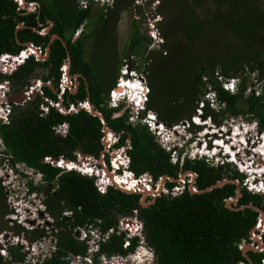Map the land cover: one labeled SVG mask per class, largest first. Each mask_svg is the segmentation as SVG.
I'll list each match as a JSON object with an SVG mask.
<instances>
[{
  "label": "trees",
  "instance_id": "trees-1",
  "mask_svg": "<svg viewBox=\"0 0 264 264\" xmlns=\"http://www.w3.org/2000/svg\"><path fill=\"white\" fill-rule=\"evenodd\" d=\"M26 1L39 2L40 7L26 13V10L18 9L16 1L0 0V54H16L24 48L22 43L26 42L44 47L52 33L62 37L67 49L61 40L55 39L50 44L45 62L35 61L30 56L10 75L0 74V81L9 78L20 89L28 85L27 79L35 65L49 68L50 73L45 79L57 80L61 73L59 67L69 53L72 72H81L87 77L91 103L103 112L114 131L126 130L130 134V168L136 174L148 170L154 177L174 175L178 166L170 163L169 153L160 147L147 127L140 124L133 127L125 123L127 112L124 116L110 118L121 106H107L105 95L114 86L121 59L115 49L116 23L121 11L130 7L135 8V14H141L142 8L135 5L136 0H114L112 7L99 8L95 14L96 25L86 29V33L74 41H71L72 34L91 16L93 8L90 4L82 8L81 0ZM149 1L158 6L159 20L164 15L163 19L170 18L172 23L181 17L187 23L174 30L172 26L166 27L160 22L158 29L163 39L159 49L151 50L148 49L151 39L141 34L136 20H132L126 53L144 58L141 62L145 66L150 86L146 110L154 111L157 120L170 128L190 121L198 99L204 91L211 89L231 114L255 117L260 130H264V0ZM47 20L54 23L47 35L32 30V27L41 30ZM19 23L29 27L16 31ZM108 23L111 24L110 31L105 28ZM86 46L92 50L89 60L86 58ZM165 70H170L169 74L176 76V79L162 78L160 75ZM246 72L255 77L247 81ZM218 77L239 78L236 92L230 93L224 89ZM134 85L136 93L138 87L136 83ZM255 85L260 86L257 94ZM246 89L249 94L245 96ZM44 90L46 95L55 99L48 87H44ZM86 95V91L80 89L77 95H69V98L82 100ZM40 100V96H37L20 108L8 124H0V138L4 145L2 153L11 155L12 165L21 163L42 174L44 184L38 186L28 183V188L30 192L42 190L46 195V211L58 229L55 232V229H51L56 239V250L43 261L26 263L21 247L11 246L8 247L10 259L3 260L0 256V264H13L12 261L20 264H70V254L71 257L87 255L85 243L73 237V228L92 223L103 232L116 229V215L130 213L132 209L138 210L143 222L144 240L154 249L158 264H236L242 260L234 244L239 230L234 220L240 219V213L225 209L221 200L231 195L232 189L215 188L209 192L194 195L185 193L175 197L161 195L146 208L138 204L137 194L114 188L100 194L94 177L82 176L74 171L61 172L59 167L42 161L48 156L56 160L70 159L74 148L96 155L102 148L99 119L84 110L63 115L53 108L46 116H39L37 107ZM212 112L208 105L204 108V116ZM222 114L224 117V112ZM63 121L69 124L66 137L52 129V125ZM191 125L193 130L195 126ZM126 137L123 134L117 146ZM184 169L199 173L200 188L221 178L220 173L213 172L212 166L203 160H185ZM234 175H239L236 170ZM254 199L259 200L264 207V198L257 194L245 195L242 202ZM64 209L73 211L71 219L63 216ZM9 213L6 193L0 186V221H4ZM4 227L0 226V229ZM12 228L17 234L25 231L30 240L46 234L42 228L31 232L21 226ZM124 239V233L114 231L100 244L99 252L108 257L132 253L137 245V237L130 238L126 248L123 247ZM263 255L260 254V260ZM94 261L98 262L96 258ZM254 261L259 263V260Z\"/></svg>",
  "mask_w": 264,
  "mask_h": 264
},
{
  "label": "flooded vegetation",
  "instance_id": "flooded-vegetation-1",
  "mask_svg": "<svg viewBox=\"0 0 264 264\" xmlns=\"http://www.w3.org/2000/svg\"><path fill=\"white\" fill-rule=\"evenodd\" d=\"M37 3L39 4V2H37ZM39 7H40V4L37 6V9ZM36 10H34V11H36ZM26 13H30V12H26ZM48 21H51V20H47L46 23ZM87 21L88 20H85L83 22V24H86ZM47 26H49L48 23L43 28H46ZM53 26H54V23L50 26L49 30L46 33L40 34V35H47L51 31ZM81 26H83V25H80L79 28H77V30L72 34L71 41L76 40L78 37H80L86 33V29H83L82 31H78ZM52 34H54V33H52ZM52 34H50V36ZM58 36L60 37L59 40H61L62 44H63V42L65 43V41L62 39V37L60 35H58ZM56 39H58V38H56ZM49 40H50V37H49ZM46 46H44V47L37 46V47H40L41 53L45 54L44 49ZM24 48H25V46H24ZM5 53L6 54H14V53H8V52H4L2 54H5ZM29 58L30 57H28L27 59H29ZM47 58H48V56L44 59H41V60H38L35 58L34 59H35V61H38V62H45L47 60ZM24 62L22 64H24ZM63 63L59 67L61 73H60V76L57 80H54L52 78H48V79L46 78L45 79V77H47L49 75L50 70L48 67H42L40 65H35L33 73L27 79L28 85L23 86L20 89L17 88L15 85H13L9 78H4L2 81L6 80L9 82V90L10 91H9L8 95L10 93H11V95L19 94L20 91L24 87H30L31 86V80L37 79L38 82L41 83L40 89H41L42 93L45 92L44 87H48L49 90L52 92V94L55 95V99L51 98L49 95H46L45 93H44V95H45V98H44V97H42V95H40L38 92H36L34 94L33 98H30L29 100H27L23 105H21L20 103H14V101L10 100L9 103H10L11 108H10V111L7 115V120H4L0 116V124H8L10 122V120L12 119V116L14 114H17L18 110L20 108H22L26 103L34 100L37 96H40V98H41V100L39 101L38 107H37L39 110V113H38L39 116H46L49 113L51 108L57 110L59 113H61L63 115L77 113L80 110H84L88 114H90L86 110L85 107H81V109H77L73 112H71V111L68 112V110L70 109L71 106L76 108V107H78V105L80 103L83 104L88 100H89L90 104H92V103L90 100V95L88 93L87 77L81 72H72V67L70 65L68 76L66 79L64 74H63V71H62ZM22 64L17 65L15 67L6 68L4 71H0V74H2V75L3 74H9L10 75L12 73V71L18 69ZM127 64H129L127 69L133 68V66L131 65V61H130V63H127ZM122 77H124V75H120V78H122ZM143 80L145 81L144 78H143ZM115 81H116V77H115ZM46 82H50L51 86H48L46 84ZM134 86L135 85L133 84V87ZM115 87L116 86H113L109 91H111ZM80 89H84L86 91V94H87L82 100L75 98V97L72 99L69 98V95H74V96L77 95L80 92ZM12 93H16V94H12ZM133 94H135V91L133 92ZM5 105L6 104L4 103L3 106H5ZM93 107H94V109H97L94 105H93ZM217 107H218L217 109H219V110H216V108H215L217 114L215 112H212L211 115L204 116V109H202V108H201L200 112H197V114L199 115V118L202 121L206 120L207 117L209 118L210 122H211V119L213 120V122L211 123L212 125H210V128L213 131L209 135V139H210L209 149H213V152L216 155L213 157V159L210 162H207L204 160L203 161L206 164H208L209 166H212L213 172H219L220 173L221 178L216 180L214 183H216L219 180H223V179L226 180V182L222 186H218L215 188L230 189L227 191H231V189H232L233 193L231 195L226 196V197L225 196L222 197L221 200L223 203V207L230 212L240 213V216H239L240 219L234 220L237 224V228H239V230H237V232H236L237 239L234 242V244L237 246V248L240 252V257L242 260L238 261L236 264H251V263L256 264L254 260H259L258 264H262L263 260H264V255L261 257V260H260V254H264V219L263 220L261 219V212L260 211H262L264 214V207L262 206L261 202L257 199L250 200L247 203H243L242 200H244L245 195L247 196L248 194H257V195H260L261 197L264 198V190H262V189H264V182L262 183V185H260V178L264 180V145H261L263 140L260 138V132L264 131V130H260L258 119L255 117L250 118L248 116V114H246V115H242V114L233 115L229 112V110H226V108H227L226 105H223L222 103H221V105H219ZM62 109L65 112H62L61 111ZM197 109H200V108H197ZM97 110L103 115L105 122H106V126L108 127V129H110V132H105L103 130V123L100 120V118L96 116L100 121V131L102 133L101 137H100V141L102 143V148H100L98 150L96 155H94V154H89V155L95 157L97 160L103 159L104 163L107 164L109 169H112L111 161H114V160L117 161L119 164V170H117L118 173H120V171L123 172L124 170L130 171V172L134 173V175L136 177L142 175L143 173H148L150 178L147 179L148 183H146V184H148V185L150 184L152 187L151 189L153 191L157 190L156 189L157 188V180L159 179L160 176L154 177V175L148 170H145L139 174H136L130 168L131 158H130V155L128 153V151L131 149V136H130V134H128V132L126 130L114 131L112 129V127L109 126V120L106 119L103 112L99 109H97ZM118 112L119 111L113 112L111 114L110 118L121 117V116H124V114H125V111L121 114H119ZM222 112H224V117H223ZM193 115H194V113H193ZM225 115H227L231 118L234 116H236V117L245 116L246 119L242 120L240 123L232 124L235 121V119L233 118L229 122L228 119L225 117ZM125 123L130 124L133 127L138 125V124L132 125V123L130 121H128V116H127V119L125 120ZM64 124H67L66 132L64 134L57 132V126L63 127ZM225 124H228V128H229L227 130V132H225L224 129L221 128ZM140 125H142V124H140ZM230 128L235 129V132H232V130ZM52 129L55 133L59 134L60 136L66 137L68 135V132H69V124L67 121H63L61 123H56V124L52 125ZM241 132L243 135L238 136ZM253 133H255V135ZM109 134L112 135L111 139L108 138ZM123 134H126L127 137L119 146H117V144L120 141ZM105 137L107 138V141H106L107 144L106 145H105L104 140H103ZM200 143H202V142H200ZM256 143L258 144V148L256 149L257 151L256 152L251 151V145L256 144ZM0 144L3 145L1 138H0ZM263 144H264V142H263ZM3 147H4V145H3ZM199 147H201V145ZM231 151H235V153L232 154L233 152H231ZM78 152H80L82 154H88V153L83 152L80 148H74L72 150L73 157L70 159H63V160H70V161L76 163L77 165H80ZM121 152H124V154H122ZM260 154H262V156H260ZM233 155L239 161L242 160L243 162H247V165L257 167L258 169H261V168L263 169V171L261 173L259 172V174H256V175L254 174V176H252V178H251L253 182L257 183L256 188L258 189V192L248 191V189L246 188V182H247V176L248 175H246L245 173H242L239 169L236 168V164L234 162H232L231 160H228V159H231L233 157ZM241 157H242V159H241ZM122 160H125V162H122ZM188 160L190 162L194 161L191 159H188ZM196 160H201V159H196ZM248 162H249V164H248ZM230 163L235 164L234 170H236L239 175H234V170L230 169L228 167V165H230ZM95 165L98 168L102 169V166L99 162L95 163ZM176 165L178 166V170L176 171V173L174 175H171V176L168 175L171 179L169 177L165 179L164 184H163L164 189L160 190L158 195L155 198L151 194H148L145 197L144 202L148 203L147 206H142V204L140 202V200L143 196L141 193H133V194L139 195L138 204L140 205V207H145V208L150 207L151 205H153L155 203V200L161 195H165L168 197H175V196H181L185 193H188L189 195L204 193V192L199 193L200 190L206 188V187L200 188V186L198 185V182L200 180L199 173L194 171L193 169H184L185 159L183 161L181 160ZM80 166H82V165H80ZM220 166H222V167H220ZM254 167H252V168H254ZM26 168L28 169L29 172H31L37 178V181H36V179H33L34 182H29V183H32L33 185H38V186L41 184L42 185L44 184L43 176L39 171H37L36 169H33V168H29V167H26ZM60 169H61V172L69 171L66 168H60ZM189 170H191L193 173H195L194 177H192L191 175H189V176L186 175V177L184 176V174L187 173V171H189ZM73 171L82 175V176L89 177L88 175L84 174L83 172H81L78 169L73 170ZM189 179H193L192 185H191V181ZM110 188H112V187L107 188L106 192ZM215 188H213V189H215ZM260 189H261V191H260ZM52 190H55V189H52ZM147 190H149V189H147ZM237 191L239 192L238 195H237ZM30 193L41 196L40 201L44 206L43 210L45 211V214L47 217V219H45V218L42 219L44 221V225L49 224L51 226V229H55L57 231L58 229H57V226H55V224H54V219L46 211V206L44 204L46 195L43 193L42 190H38V189L33 191V192H30ZM99 193L105 194V193H102L100 191H99ZM228 199L230 200L229 205H227V202H226ZM66 211H69V214H63V216H65L67 219H71V217L73 216V211L70 209H64L62 211V213L66 212ZM135 212H137V219L139 221H142L138 216V210L137 209H132L130 213H124V214L118 213L116 215V218H117L116 229L113 228V232L116 231L117 233H120V234L124 233L125 239L133 238V237L127 236V234L130 232L129 230L120 231L119 224L123 218H125L127 216H133ZM39 215L42 216L43 213L40 211ZM26 220L28 221V219H26ZM98 220H99V222L101 221L100 219H98ZM4 221L7 222V219H5ZM4 221H3V223H4ZM30 223L33 224V222H31V221H30ZM86 224H92V223H86ZM86 224H84V225H86ZM231 224H233V222H231ZM15 225L21 226V227L24 226L20 222H18ZM4 226L5 225H3V227ZM9 227L10 228H8V229L11 230L12 226H9ZM23 228L25 229L27 227H23ZM37 228H39V227H37ZM142 234L144 235V229L143 228H142ZM72 235L76 239V236H77L76 233L75 234L72 233ZM134 237H137L138 241H137L136 247L134 248L133 253H136V250L140 246L144 247L148 250V252H150L152 254L153 257H155V258L157 257V261L155 264H158V256L155 254L154 249L152 247L148 246L146 241L142 242L139 236H134ZM80 242H82V241H80ZM245 245H247L249 248L243 252L241 249V246H245ZM103 255H105V254L98 251L95 254V256L92 257L91 259L94 260L96 258L97 260H99V258L102 257ZM68 258H69L70 264H77V262L74 261V256L71 257V254H70V256ZM80 264H86V263L81 262Z\"/></svg>",
  "mask_w": 264,
  "mask_h": 264
},
{
  "label": "rangeland",
  "instance_id": "rangeland-1",
  "mask_svg": "<svg viewBox=\"0 0 264 264\" xmlns=\"http://www.w3.org/2000/svg\"><path fill=\"white\" fill-rule=\"evenodd\" d=\"M146 3H147V5H151L152 4L149 0H146ZM113 4H114V0L112 1L111 4H109V3H101V4H99V3H97V2L92 0V2H90V5L93 8L91 17L88 19L86 24H82L83 26H81L78 31H82L83 29H88V28H91L93 25H96L97 17H96L95 14H96L97 10L99 8H102V7H112ZM141 5H145V3H143V4H140V2L137 3V6H139L140 8L143 9V6H141ZM157 9H158L157 5L152 6L150 8V10H149L150 11V16L147 18V19L151 20V23L153 25L152 32L155 31L154 33L156 34V38H158V40L160 39L157 44L155 43L156 40L152 41V39H151V42H153V43L150 44L149 47H148V49H151V50L159 49L160 48V43L162 42V39H163V37L160 34V30L158 29V26L160 25V22L161 23L163 22L162 24H165L166 27L167 26H172V29H174V30L180 29L181 26H184L187 23V21L185 19H183L182 17L179 18L178 20L176 19V21L173 20V23H172V21H170L171 20L170 18H169V20L167 19V17H165L163 19L164 15H161L160 18L162 20L161 19L159 20L158 17H157ZM135 13L136 12H135V9L133 7H130L129 9H126V10H122L121 13L119 14L120 18H119V20L116 23V40H117V44L115 45V49L118 50V55L121 57V59L118 62L120 67L116 70L117 74L115 75L116 81L114 83V86L116 85V82L118 81V79H121V78H119L120 75H124V74L120 73V70L124 69L126 66L128 67L129 64H127V63H130V61H131V65L134 68V70H133L134 73H132V74H135L134 79L132 78L131 80L133 81V80L139 79V77L141 78V80L144 78L146 82L144 80H142V81H144L146 83V85L148 86L149 94H150V86L148 85L147 72L145 71V66H142L143 63L141 62L144 58L138 57L137 55H134V54H131V53H128V52L126 53V48L128 46V42H129V33H130V30H131V23H132L133 18L136 20V23H137L138 28H139V32L141 34H144L146 37L149 38L148 29H147L148 28L147 27V19H145L146 17H145V15L143 13V10H142L141 14H135ZM176 14L179 15V12H176ZM46 25H47V23H46ZM105 28L108 31H110L111 24L108 23V25ZM210 43H213V42H210ZM86 49H87L86 58L89 60V56H90V54H92L91 53L92 50L90 49V46H86ZM112 50H113V47H112ZM125 54H127V55H125ZM169 71L170 70H165L164 72L161 73L160 76L162 78H164V79H169V80L176 79V76H171V74H169L170 73ZM246 74H247L246 75L247 76V81H249L250 79H253L255 77L254 74H250L248 72H246ZM215 75H216V73H215ZM169 76H171V77H169ZM123 78L124 77H122V79ZM234 78H236V77H234ZM217 79L219 80V78H217ZM224 79H227V78H224ZM229 79H231V78H229ZM254 88L257 90L256 91L257 93L260 92V86L255 85ZM248 89H246V91H245V96L249 94ZM124 91L129 93L130 95H133L135 97V94H133V92H134V87L133 86L131 88H129L128 90L125 89V88H120V86L118 88H116V94L118 96L120 94H122ZM256 92H255V94H256ZM204 93H205V91H204ZM12 94H16V93H12ZM149 94L147 95L148 99H149ZM105 96H106V99H107V106L108 107H112L111 105H112L113 102H112V100L110 98V96H111L110 91ZM205 97H206V95L202 94L201 98L198 99L197 107L194 110V115L191 116V118L194 117V116H198L197 108L204 109L207 106L206 103H203V106H201V104H202L201 102H203L205 100ZM116 98H119V97H116ZM114 102L119 103L118 101H114ZM147 102L145 103L146 105H147ZM20 104L23 105L24 103H20ZM127 105H128V103H125V104L121 105V107L118 108L119 109L118 113L119 114L123 113L125 111V109L127 108ZM129 107L131 108V106H129ZM208 107L210 109H212L213 112H215L217 114L216 110H219V109H217L218 107L216 105L211 106L210 104H208ZM215 108H216V110H215ZM149 112H153L154 113V111H151V110ZM146 114H148V112ZM225 117L228 119L229 122L231 121V119L234 118L235 121L232 124L240 123L242 120L246 119L245 116H241V117L234 116V117L231 118V117L225 115ZM191 118H190V121L188 123L189 124L188 126L191 125V123H190L191 122ZM196 120H198V119H196ZM206 121L210 122L208 117L206 118ZM212 122H213V120L211 119L210 123H212ZM163 125H165V124H163ZM177 125H179L178 128H177L178 131H183V130L185 131L186 130L185 132H188L187 130H191V128H192L191 126L189 128H187V129L183 128L184 125L181 124V123H179ZM221 128H223L225 132H227V130L229 129L228 128V124L223 125ZM209 129H210V127H209ZM192 131L195 133V135L199 134L198 135L199 137H203V132H205L206 130H205V127H203V129L201 127H197V128H194ZM167 132L170 133L169 130L163 129L161 133L157 134V132H155L154 134L158 138H162V136L164 134L167 135L166 134ZM196 132H197V134H196ZM253 134L255 135V133H253ZM260 138L264 142V131L260 132ZM206 140H208V138H206ZM192 148L195 149V146H192ZM257 148H258V144L257 143L251 145V151H255L256 152ZM0 149L2 151H4L2 144H0ZM177 152H178V155H181L183 153V152H179V151H177ZM3 155L4 156L0 158V186L4 190V192L6 193V203L8 204V206L10 208V212H12L11 211V207L15 211V215H13L11 218H14L15 221L20 222L22 225H24L23 227L31 226L30 221L33 222V224H37V223H39L42 220V218L47 219L45 211L43 210L44 206H43V204L40 201L41 196L40 195H35L33 193H30V191L25 192L24 190H22V188L23 189L27 188V184L29 182H34L33 179H36V181H37L36 176L33 175L31 172L27 171L28 169L26 168V166H24L21 163H16V164L12 165L9 162V159H11V155H6V154H3ZM182 155H183V157L186 158L189 155V151L188 150L184 151V154H182ZM260 156H262V154H260ZM241 159H242V157H241ZM238 161L239 160L237 159V161H236L237 164H239V163L241 164V162L240 161L238 162ZM244 163H245V166H247V162H244ZM228 167L230 169H233V170L235 169V165L234 164H230V165H228ZM251 169H254V168L251 167ZM24 171L27 172L26 173L27 177L22 179V175H23ZM243 171H245V174L248 175L247 176L246 185L247 184H251L252 183V179L251 178H252V176H254V174H251V172H249L247 168H244ZM186 175H188V176L190 175L188 173V171H187V173L184 174L185 177H186ZM22 180L26 181V184H23ZM189 180L191 181V185H192L193 179H189ZM246 188H247V186H246ZM8 189H11V190L14 189V191H10V192L8 191L7 192L6 190H8ZM262 190H264V189H262ZM260 191H261V189H260ZM250 192H255V190L254 191H250ZM40 211L43 213L42 216L39 215ZM26 219H28V221ZM11 221H12L11 219H7V222L4 221V223H3V221H0V226L5 225V227L2 228V231H6V232L9 233L6 236H3V241L7 240L9 242H14L16 240V242H18V244L21 247H23L25 249V251H27L28 248L32 249V247H33L36 251H38L37 255H40L41 253L49 251L50 243H48L46 237L41 236L43 238L39 237L41 239L37 240L36 242H34V241L31 242L24 236H21V235L17 236V235H15L13 233V232H15V230L13 228L11 229L13 232L10 229L6 228V226L9 227L10 225H12ZM41 225L44 226V224H41ZM13 227H17V226L14 224ZM4 229H6V230H4ZM27 231H29V230H27ZM0 240L2 241L1 237H0ZM0 245L2 247L1 250L5 254L6 253L5 250H4L5 249L4 248L5 243L2 242V244H0ZM13 247H19V246H13ZM93 248H94V246H93ZM141 248H142V250H141ZM143 249H144V247L140 246V248L138 250H136V253L132 252V253H129L128 255L132 256V255H136L137 254V256H139L141 258L144 254H146V252H144ZM24 255H25V253H24ZM147 256H145V257H147ZM26 257H27V255H26ZM44 258H46V257H41L39 259L43 261ZM88 258L91 259V257H88ZM4 259H10L9 254H8V257H3V260ZM12 262H13V264H20L19 262H16V261H12ZM128 263H129V261L126 262V264H128ZM77 264H80V263H77Z\"/></svg>",
  "mask_w": 264,
  "mask_h": 264
},
{
  "label": "built area",
  "instance_id": "built-area-1",
  "mask_svg": "<svg viewBox=\"0 0 264 264\" xmlns=\"http://www.w3.org/2000/svg\"><path fill=\"white\" fill-rule=\"evenodd\" d=\"M93 1H95V2H97V3H99V4H101V3H109V4H111L112 3V1L113 0H93ZM90 2H92V0H81L80 1V6L82 7V8H86L89 4H90ZM138 2H140V4H143V3H145V5H141V6H143V13H144V15H145V19H147L149 16H150V8L152 7V6H155L154 4H151V5H147V3H146V0H136L135 1V5H137V3ZM147 6V7H146ZM139 7V6H138ZM135 9V8H134ZM147 29H148V35H149V37L152 39V41H155L156 40V44L158 43V41L160 40H158V38H156V34L154 33V32H152V29H153V25H152V23H151V20L150 19H147ZM153 42H151V44H152ZM25 49V48H24ZM23 50V49H22ZM14 56L15 55V57H20L21 55H22V51L20 50L17 54H1L0 55V71H4L6 68H10V67H15V66H17V65H20V64H22V63H17L16 65L14 64V60H9L8 58H7V56ZM127 66L124 68V69H121L120 70V73H122V74H124L126 71H127ZM120 78V77H119ZM219 78V77H218ZM219 80L221 81V85H222V87L224 88V89H226V90H229V91H231V92H236V90H237V86H238V83H239V78H231V79H229V78H227V79H224V78H219ZM143 82V81H142ZM40 82H38V80H37V88L39 89V91L40 92H42L41 91V89H40V85H41V83L39 84ZM121 83H129V80L127 79V78H124V80H122V79H118V81H117V83H116V85L119 87L120 85H121ZM33 85L31 84V86L30 87H24L23 88V90L25 89L28 93L29 92H31L32 90H33ZM9 82L8 81H6V80H4V81H0V116L4 119V120H7V115H8V113H9V111H10V103H9V101H10V99H9V97L11 96V93L8 95V93H9ZM257 91V90H256ZM39 93V92H38ZM110 94H111V96H110V98H111V100H112V107H114V106H118L119 104L117 103V102H114V101H117V99L118 98H116V97H119V96H121V94L118 96L117 94H116V87L114 88V89H112L111 91H110ZM256 94H257V92H256ZM117 95V96H116ZM30 99V98H29ZM29 99H25V100H23L24 102H22V103H25L27 100H29ZM47 99V98H46ZM6 104L5 106H3V104ZM14 103H19V102H14ZM202 103V102H201ZM84 104L85 103H83V104H79L78 106H80V107H84ZM201 105H203V103L201 104ZM140 108H142V105H136L134 108H132L131 109V112L129 113V115H128V121H130L131 123H132V125H136V124H146V126L148 127V129H150L153 133H155V132H157V134L159 133L158 132V130L156 129V122H155V119H157L156 118V115L154 114V113H151V112H149V111H147L148 112V114H147V116L149 117V118H146V117H143L142 119L139 117V112H140ZM74 110H77V107L75 108V107H73V106H71L70 107V109L68 110V112H73ZM62 112H65L63 109L61 110ZM199 111H201V108L199 109ZM198 117V116H197ZM150 118H153L154 120H152V119H150ZM8 123V122H7ZM157 124H158V122H157ZM184 126L185 125H187L188 124V121H184L183 123H182ZM66 126H67V124H64V126L62 127V126H57V132H60V133H62V134H64L65 132H66ZM178 126L179 125H173L172 127H170V128H168V130L170 131V134H175V132H176V130H177V128H178ZM183 126V127H184ZM160 127H164V125L161 123L160 124ZM108 138L109 139H111L112 138V135L111 134H109V136H108ZM155 139H156V142L166 151V152H169V161H170V163H172L173 165H176L177 163H179L181 160L183 161L184 159H185V157H183V155L182 154H184V153H182L181 155H178V152L175 150V149H173L172 148V146L171 145H169L167 142H166V140H164V138H158V137H155ZM122 154H124V152H121ZM195 154L194 153H192V156H194ZM4 155H3V153H2V150L0 149V158L1 157H3ZM50 158L51 157H44V159H46V160H50ZM59 160H63V159H59ZM63 161H68V162H65V168L67 169V170H72L74 167H76V170L78 169V170H80L81 172H83L84 174H90V173H92L93 172V174L94 173H96V174H100V172H102V169H100V168H98L96 165H95V163H91L90 165H88V164H85L84 162H81L80 161V165H82V166H80V165H77L76 163H74V162H72V161H70V160H63ZM9 162H10V159H9ZM122 162H125V160H122ZM11 163V162H10ZM58 164H60V162H58ZM239 165H241L240 163L239 164H237V166H238V168H239V170H243V169H241L242 168V166H239ZM54 166V165H53ZM111 166H112V169H110V170H112L113 172H115V173H117L119 176H125V177H127L128 179H129V182L130 183H133V184H136L137 186L138 185H143V187L145 188V189H151L152 187H151V185L149 184H146V183H148L147 182V179H149L150 178V176L148 175V173H143L142 175H140V176H138V177H136L135 175H134V173H132V172H130V171H120V173H118L117 172V170H119V164H118V162L117 161H111ZM28 171V170H27ZM247 172V171H246ZM27 172L26 171H24V173L23 174H26ZM27 177V176H26ZM25 177V178H26ZM22 178L24 179V176H22ZM22 183L23 184H26V181H23L22 180ZM247 186V189L249 190V191H254V190H256L257 188H256V185L255 184H247L246 185ZM96 188L100 191V192H104V189H101L100 187H98L97 185H96ZM22 190H24L25 192H28L29 191V188H28V184H27V188L26 189H23L22 188ZM7 192L9 191H14V189H8V190H6ZM13 193V192H12ZM15 193V192H14ZM11 210H12V212H10L7 216H6V219H11L12 221H11V224L12 225H10V226H14V224H17L18 223V221H15V219L14 218H11L13 215H15V211L13 210V208L11 207ZM14 213V214H13ZM12 214V215H11ZM64 214H69V211H66V212H64ZM41 224H44V221L43 220H41L39 223H37V224H31V226H29V227H27V229L29 230V231H32L33 229H35V228H37V227H39V228H43L45 231H46V234L43 236V237H46L47 238V241H48V243H50V249H49V251H47V252H44V253H41L40 255H37V252L38 251H36L33 247H32V249H27V251H25V249L23 248V247H21L19 244H18V242H16V240L14 241V242H9V241H3V236H6L7 234H9L8 232H6V231H2V229H0V237H1V239H2V241L0 240V244H2V242H4L5 243V245H4V250H5V254H4V252L1 250V245H0V256H3V257H8V247H10V246H19V247H21V250L23 251V253H25V262L26 263H36L37 261H41L40 259H39V256H40V258L41 257H48L49 255H50V253L54 250V248H55V241H56V239H55V236H53V233L51 232V226L48 224V225H44V226H42ZM4 230H6V229H4ZM54 230V229H53ZM12 231V230H11ZM56 230H54V232H55ZM13 232V231H12ZM76 232H78V235L76 236V239L77 240H79V241H82V242H84L85 243V245H86V258H88V257H94L95 256V254L99 251V249H100V241L102 242V241H106L107 239H108V237H109V235L113 232V229L111 228V229H108L106 232H103L98 226H96V225H93V224H86V225H84V226H77V227H75V228H73L72 229V233H76ZM15 235H21V236H24V237H26L27 238V233H25L24 231H21L20 232V234H17V233H15V232H13ZM43 237H41V238H43ZM41 238H39V239H41ZM28 239V238H27ZM39 239H32V240H29V241H31V242H36L37 240H39ZM130 244V240L127 238V239H125V241L123 242V247L124 248H126L128 245ZM93 246H94V248H93ZM145 249V251L147 252V253H150V252H148V250L146 249V248H144ZM31 253V254H30ZM26 255H27V257H26ZM90 259V258H89Z\"/></svg>",
  "mask_w": 264,
  "mask_h": 264
},
{
  "label": "water",
  "instance_id": "water-1",
  "mask_svg": "<svg viewBox=\"0 0 264 264\" xmlns=\"http://www.w3.org/2000/svg\"><path fill=\"white\" fill-rule=\"evenodd\" d=\"M14 1L17 2L18 9L19 8L24 9L27 12H32V11L36 10L37 6L39 5L37 2H27L26 0H14ZM47 23L49 26H47L46 28H43L41 30H36L35 28L32 27V30L36 31L40 34H44L49 30L50 26L53 24L52 21H48ZM27 27H29V26L25 25L24 23H19L16 27V31H18L21 28H27ZM56 38L60 39V37L57 34H52L50 36L49 43L44 49L45 54L41 53L40 47L35 46L32 42H26V43H23V45L25 46V49L21 50L22 55L20 57H15V55L14 56L10 55V56H7V58L9 60H14L15 65L17 63H22L26 58H28L30 56H33L35 59H38V60L44 59L49 54L50 44ZM63 45L67 49V46L65 45L64 42H63ZM67 53H68V50H67ZM70 65H71V59H70V55L68 53L67 58L62 65V71H63V74H64L66 79L68 76ZM31 84L34 87L31 92L28 93L25 89L24 90L22 89L19 94L11 95L9 97V99L14 101V102L22 103V102H24L23 100H25V99L33 98V96L36 92H39V94L45 98L44 93L40 92L39 89L37 88V86H38L37 85V79L31 80ZM46 84L48 86H51L50 82H46ZM84 107L86 108V110L91 115L97 116L100 118V120L103 123V130L105 132H110V129H108V127L106 126V122H105L103 115L97 109H94L93 105L90 104L89 100L85 102ZM77 109H81V107L78 106ZM103 140H104V143L106 145L107 144V142H106L107 138L105 137ZM78 154H79V160L81 162H84L85 164L90 165L91 163H97V162H99L101 164L102 172H100V174L94 173V175L96 176L95 184L98 187H100L101 189H107L109 187H112L114 189H118L120 191H123L125 193H130V194L141 193L143 195L141 200H140L142 206H147L148 203L144 202V199L148 194H151L155 198L158 195L159 191L164 189V187H163L164 181L166 178L169 177L168 175L160 176L159 179L157 180V188H156L157 190H155V191H153L152 189L147 190L143 187V185L137 186L136 184L130 183L129 179L127 177L119 176L117 173L110 170L108 168L107 164L104 163L103 159L97 160L96 158H94L93 156H91L89 154H82L80 152H78ZM42 161L47 162V163L54 165L56 167H66L65 162H68V161H63V160H56L52 157L50 158L49 161L44 159V158ZM58 162H60V164H58ZM72 170H76V167H74ZM188 173L192 177L195 176V173H193L191 170H189ZM91 174H93V172L90 173L89 175H91ZM225 182H226L225 179L219 180L216 183L209 185L205 189L200 190L199 193L200 192H209L215 187L222 186ZM238 193L239 192L237 191V195H238ZM226 202H227V205L230 204L229 199ZM260 212H261V219L263 220L264 214L262 211H260ZM119 228H120V231L129 230L130 231L128 233L129 237L139 236L141 241L145 242L144 235L142 234L143 223H142V221H139L137 219V212H135L133 216H127V217L123 218L119 224ZM76 235H78V232H76ZM248 248L249 247L247 245L241 246V249L243 252ZM141 250H142V248H141ZM143 251L146 252L145 249H143ZM145 256H147V257H145ZM74 260L77 263L85 262L86 264H126L127 261H129L128 264H155L157 261V257L155 258L152 256L151 253L146 252V254H144L141 258L139 256H137V254L132 255V256L131 255H126V256L113 255L110 257L103 255L102 257L99 258L98 262H95L94 260L86 258L85 256L78 255V256L74 257ZM262 264H264V260H263Z\"/></svg>",
  "mask_w": 264,
  "mask_h": 264
},
{
  "label": "clouds",
  "instance_id": "clouds-1",
  "mask_svg": "<svg viewBox=\"0 0 264 264\" xmlns=\"http://www.w3.org/2000/svg\"><path fill=\"white\" fill-rule=\"evenodd\" d=\"M133 70H134V68L127 69V71L124 73V78H127L129 80V83H131V84H135V83L137 84L138 91L135 93V97L133 95H130L129 93H127V92L124 91L121 94V96H119V98L117 99V101L119 102L118 103L119 105L118 106H114V107H119V106H121V105H123L125 103H128L127 108L125 109V112H127V114L129 115V113L131 112V109L134 108L137 104L138 105H142V108L139 109L140 110L139 117L141 119L143 117L149 118L147 116V114H146L148 110H146V104H145L148 101L147 95L149 94V88H148V86L145 83L146 81L145 82L144 81L142 82L143 79L141 80L140 77H139V79H136V80H133V81L131 80L132 78L134 79V77H135V74H132V73H134ZM115 86H116V88H118L117 85H115ZM229 92L230 93H234V92H231V91H229ZM204 95H206V97H205V100L202 103H206L207 105L210 104L211 106H213V105H216V106L221 105L220 101L216 97V93L213 90H211V89L206 90L205 93H204ZM129 106H131V108ZM201 106H203V105H201ZM197 112H200L199 109H197ZM150 119L154 120L153 118H150ZM196 119H198V120H196ZM155 122H156V129L157 128H160V129H157L159 133H161L163 129L168 130V127L165 126V125H164V127H160L161 122H159L157 119H155ZM157 122H158V124H157ZM188 123H189V121H188ZM190 123L193 124L195 126V128L196 127H201L203 129V127H205V130L206 131L203 132V137H199L198 136L199 134L198 135H195V133L192 130H187L188 132H185L186 130L185 131L184 130L183 131L176 130L175 134H170V133L167 132L166 133L167 135L164 134L162 136V138H164V140H166V142L169 145H171L172 148L175 149L176 151H179V152H183L184 153V151L188 150L189 151V155L185 158V160H188V159H191V160L201 159V160L210 162L213 159V157L216 155V154H214L213 149H209V142H210L209 135L213 131V130H211V128L209 129L211 123L208 122V121H206V120L202 121L199 118V115H198V117L197 116L192 117ZM142 125H145L146 126V124H142ZM188 125L189 124H187L183 128H186L187 129L190 126L192 127V125H190V126H188ZM147 129H148V127H147ZM148 130L154 136V139H155V137H157V136H155V134L150 129H148ZM196 134H197V132H196ZM194 138H197V140H195ZM206 138H208V140H206ZM155 141H156V139H155ZM194 141L196 142L195 149L192 148V146H191L192 142H194ZM200 142H202V143H200ZM200 145H201V147L198 148ZM167 153H169V152H167ZM192 153H194L195 155L192 156ZM232 158L231 159H228V160H231L232 161L233 160ZM236 161L237 160H234L232 162H234L236 164V168L239 169L238 166H237V162ZM240 162H243V161L240 160ZM234 163H230V164H234ZM59 168H65V167H59ZM71 171H73V170H71ZM241 172L242 173H245V171H243V170ZM86 175H88V174H86ZM22 176H24V178H25L27 175L26 174H23ZM88 176L89 177L96 178V176L94 174H91V175H88ZM263 182H264V180L260 178V185H262ZM251 184L257 185V183H255L253 181H252ZM255 192H258V189H256ZM25 230L27 231L28 229L25 228ZM29 232H31V231H29ZM27 238L29 239L28 236H27ZM124 241H125V239H124ZM102 242H104V241H102ZM102 242L100 241L99 243L101 244ZM55 250H56V244H55L54 250L50 253V255H52V253ZM1 257H3V256H1ZM39 258H40V256H39Z\"/></svg>",
  "mask_w": 264,
  "mask_h": 264
},
{
  "label": "bare ground",
  "instance_id": "bare-ground-1",
  "mask_svg": "<svg viewBox=\"0 0 264 264\" xmlns=\"http://www.w3.org/2000/svg\"><path fill=\"white\" fill-rule=\"evenodd\" d=\"M122 79V78H121ZM122 80H124V78L122 79ZM133 86V84H131V83H121V85H120V88H125V89H129V88H131ZM127 89V90H128ZM157 129H160V128H157ZM231 130H232V132H235V129H232V128H230ZM243 134H242V132L238 135V136H242ZM193 137V136H192ZM195 140H197V138H194ZM198 144V143H197ZM196 145V142L194 141V142H192V144H191V146H195ZM261 145H264L263 143H261ZM198 148H200V147H198ZM231 152H233L232 154H234L235 153V151H231ZM233 160L232 161H234V160H237L235 157H234V155H233V158H232ZM248 164H249V162H248ZM239 166H242V169L244 170V168H247L248 169V171L249 172H251V174H259V172L261 173L262 171H263V169L261 168V169H258L257 167H254V166H251V165H247V166H245V163L244 162H241V165H239ZM251 167H254V169H251ZM106 190L107 189H104V193L106 192ZM64 214V213H63ZM31 219V218H30ZM43 219V218H42Z\"/></svg>",
  "mask_w": 264,
  "mask_h": 264
},
{
  "label": "crops",
  "instance_id": "crops-1",
  "mask_svg": "<svg viewBox=\"0 0 264 264\" xmlns=\"http://www.w3.org/2000/svg\"><path fill=\"white\" fill-rule=\"evenodd\" d=\"M24 165V164H23ZM94 183H95V180H94ZM95 186H96V184H95ZM97 226V225H96ZM122 231H126V230H122ZM127 236H128V234H127ZM129 237V236H128Z\"/></svg>",
  "mask_w": 264,
  "mask_h": 264
}]
</instances>
